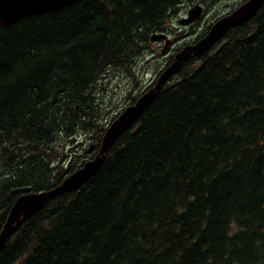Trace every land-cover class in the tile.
<instances>
[{
    "label": "trees",
    "instance_id": "trees-1",
    "mask_svg": "<svg viewBox=\"0 0 264 264\" xmlns=\"http://www.w3.org/2000/svg\"><path fill=\"white\" fill-rule=\"evenodd\" d=\"M190 1L79 0L0 25V230L13 189H51L95 156L140 95L109 108L100 83L131 76ZM78 136L91 154L65 159ZM0 264H264V1L182 63L86 182L26 218Z\"/></svg>",
    "mask_w": 264,
    "mask_h": 264
},
{
    "label": "water",
    "instance_id": "water-1",
    "mask_svg": "<svg viewBox=\"0 0 264 264\" xmlns=\"http://www.w3.org/2000/svg\"><path fill=\"white\" fill-rule=\"evenodd\" d=\"M77 1L79 0H0V25L9 27L24 16L55 10ZM263 1L246 0L227 14L216 19L203 37L177 51L173 61L161 72L154 85L137 98L133 104L126 106L105 129L97 153L92 159L87 160L81 167L70 173L51 189L40 191H31L30 187L20 189L22 194L17 197L10 208L0 230V251L4 248L7 238L26 218L41 209L49 197L66 190L77 189L95 173L103 163L106 149L139 119L161 86L180 70L184 61L193 57H200L216 44L228 30L249 21L258 12ZM195 5V9H190L187 17L183 18L181 22L188 23L199 16L201 6L198 3ZM158 39H166V43L168 42L164 32L153 33L150 36L151 41ZM92 148L91 145L89 150ZM17 191L14 190L13 192Z\"/></svg>",
    "mask_w": 264,
    "mask_h": 264
},
{
    "label": "rangeland",
    "instance_id": "rangeland-1",
    "mask_svg": "<svg viewBox=\"0 0 264 264\" xmlns=\"http://www.w3.org/2000/svg\"><path fill=\"white\" fill-rule=\"evenodd\" d=\"M243 1L245 2L246 0H192L183 4L179 11L172 15L167 22L169 30L166 34L169 41H171L168 47H166L167 43L165 44L163 40L150 41L148 50L143 53L134 68L133 77H128L124 73H115L111 79L102 80L98 90L100 97L106 101L108 106L110 105L109 108L113 106L120 110L127 105L129 92L132 96L144 90L145 87L143 89L135 87V83L142 86L151 81L152 84L155 83L153 80L154 73L163 69L168 61V56L165 54L173 49L179 50L188 42L199 39L200 35L207 32L218 17L230 12L242 4ZM196 3L201 6L199 16L194 21L181 22L183 18L187 17L190 9H195ZM165 49L166 51L163 52ZM150 51H153V53ZM174 52L173 54H175ZM88 145L89 138L84 139L82 136H78L72 142H66V144L64 141L60 142L58 147L62 150V154L65 155V159L77 161V158L81 160L85 155L91 154V152L87 151Z\"/></svg>",
    "mask_w": 264,
    "mask_h": 264
},
{
    "label": "bare ground",
    "instance_id": "bare-ground-1",
    "mask_svg": "<svg viewBox=\"0 0 264 264\" xmlns=\"http://www.w3.org/2000/svg\"><path fill=\"white\" fill-rule=\"evenodd\" d=\"M159 33V32H158ZM144 49H146L145 51H147L148 50V48H144ZM144 51V52H145ZM144 52H142V54H140V55H138V57H137V61H136V63H134L133 64V66H132V70H131V76H129V77H133V75H134V68L136 67V64H137V62L139 61V59H140V57H142L143 56V53ZM151 53H153V51H150ZM160 70H157L155 73H154V78H155V75L156 74H158V72H159ZM179 72V71H178ZM178 72H176L175 74H173L169 79H168V81L167 82H169L171 79H173L174 77H176V75L178 74ZM128 75V74H127ZM144 81H146V80H144ZM151 83V82H150ZM148 83H146V84H144V86H142L141 84H138V83H135V87H137V88H140L141 87V89H143L144 87V90L140 93V95L138 96V98L143 94V93H145L146 91H148L150 88H148V85H147ZM160 90V89H159ZM159 92V91H158ZM157 92V93H158ZM130 93V92H129ZM129 93H128V96H131V95H129ZM157 95V94H156ZM155 95V96H156ZM133 96V95H132ZM155 98V97H154ZM153 98V99H154ZM152 99V100H153ZM26 187H30V186H24V187H21V188H15V189H13L12 190V192L14 191V190H18L17 192H14V193H22V191L20 190V189H23V188H26ZM31 188V187H30Z\"/></svg>",
    "mask_w": 264,
    "mask_h": 264
},
{
    "label": "flooded vegetation",
    "instance_id": "flooded-vegetation-1",
    "mask_svg": "<svg viewBox=\"0 0 264 264\" xmlns=\"http://www.w3.org/2000/svg\"><path fill=\"white\" fill-rule=\"evenodd\" d=\"M227 14V13H226ZM225 15V14H224ZM165 34H166V32H165ZM166 36H167V34H166ZM167 39H168V36H167ZM158 40H163L164 41V43L166 44V39H158ZM171 41H169V39H168V42H167V46L166 47H168V44L170 43ZM195 41L194 40H192V41H190V42H188L187 44H190V43H194ZM186 44V45H187ZM185 46V45H184ZM183 46V47H184ZM180 50V49H179ZM166 51V49L163 51V52H165ZM173 51H175L174 53L176 54L177 53V51L178 50H175V49H173V50H171V51H169L167 54H165V55H167L168 56V61L165 63V65H164V68L163 69H160V70H164L169 64H168V62H169V58L172 56V59H174V57H175V54H173ZM171 53V54H170Z\"/></svg>",
    "mask_w": 264,
    "mask_h": 264
}]
</instances>
